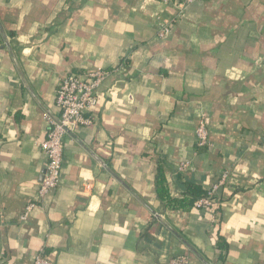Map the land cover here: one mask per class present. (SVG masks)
Returning a JSON list of instances; mask_svg holds the SVG:
<instances>
[{"label": "crops", "instance_id": "1", "mask_svg": "<svg viewBox=\"0 0 264 264\" xmlns=\"http://www.w3.org/2000/svg\"><path fill=\"white\" fill-rule=\"evenodd\" d=\"M99 69L93 125L67 135L60 185L21 223L44 179L39 143L45 116L59 117L62 79ZM203 118L210 146L199 149ZM159 167L177 200L230 171L215 223L208 209L168 208ZM41 254L264 264V0H200L181 13L161 0H0V264Z\"/></svg>", "mask_w": 264, "mask_h": 264}, {"label": "built area", "instance_id": "2", "mask_svg": "<svg viewBox=\"0 0 264 264\" xmlns=\"http://www.w3.org/2000/svg\"><path fill=\"white\" fill-rule=\"evenodd\" d=\"M165 5L173 6L181 13L187 7L200 0H161ZM171 33V26L161 25L158 37L165 38ZM107 73L102 70L89 71L84 75H66L59 86L56 94V107L59 110V117L53 119L45 116L49 125L46 139L39 143V147L46 157V171L37 196L28 203L20 217L21 223H27L31 215L43 206L45 199L55 191L62 179L64 163L65 139L70 132L76 131L79 127L93 125L92 117L87 113L94 111L98 104L99 87L105 80ZM196 147L199 149L208 148L209 128L203 118L195 130ZM190 166V161L180 163L179 172H185ZM230 179V171L222 172L218 181L206 191L204 197L194 203L198 209H208L213 213L212 222L216 221V210L221 206L218 192ZM215 213V214H214ZM33 264H51L45 257L38 255ZM171 264H189L186 257H178L171 261Z\"/></svg>", "mask_w": 264, "mask_h": 264}, {"label": "trees", "instance_id": "3", "mask_svg": "<svg viewBox=\"0 0 264 264\" xmlns=\"http://www.w3.org/2000/svg\"><path fill=\"white\" fill-rule=\"evenodd\" d=\"M188 191L190 192L189 199H182V200H177L171 198L169 191L167 189L166 183H165V175L164 171L161 167L157 169V174H156V193L157 197L164 202L168 208L170 209H186L189 208L190 206H193L194 203L199 200L200 198L204 197L206 193L202 192L199 188L194 187L192 184H189L187 186ZM219 249L223 250L226 249L225 244L223 243L222 240L219 241L217 244Z\"/></svg>", "mask_w": 264, "mask_h": 264}, {"label": "water", "instance_id": "4", "mask_svg": "<svg viewBox=\"0 0 264 264\" xmlns=\"http://www.w3.org/2000/svg\"><path fill=\"white\" fill-rule=\"evenodd\" d=\"M13 57L15 58V56H14V54H13ZM16 60V59H15ZM158 218H160L159 216H158ZM160 220H161V218H160ZM163 221V220H162ZM164 222V221H163ZM165 223V222H164ZM190 248V247H189ZM191 250L196 254V255H198L196 252H195V250H193L192 248H191Z\"/></svg>", "mask_w": 264, "mask_h": 264}]
</instances>
